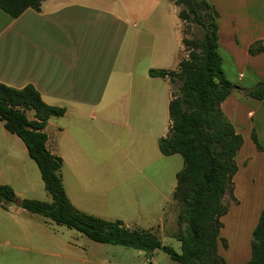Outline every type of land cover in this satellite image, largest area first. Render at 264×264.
<instances>
[{
    "label": "crops",
    "instance_id": "1",
    "mask_svg": "<svg viewBox=\"0 0 264 264\" xmlns=\"http://www.w3.org/2000/svg\"><path fill=\"white\" fill-rule=\"evenodd\" d=\"M220 1L225 13L224 38L217 17V50L223 72L231 83L253 87L264 81V50L249 54L247 47L254 41L264 47V0ZM121 8L123 11H115L91 0H42L38 10L27 8L14 18L0 9V83L14 88L31 84L44 103L64 109L62 116L48 118L43 129L46 148L60 157L61 168L64 163H78L83 156L89 158L97 152L101 122L125 128L122 139L126 143L143 142L154 135L151 123L159 109L167 107L168 79L149 76L147 71L176 68L182 58L180 34L175 40L176 55L174 45L167 46L165 40L152 33L159 40L150 45L147 54L151 57L144 68L135 71L123 52L142 30L136 26L135 14H128L123 5ZM164 15L158 12L156 17L160 20ZM142 32L151 34L148 30ZM123 95L126 101L116 104L115 100ZM220 109L242 137L234 156V200L225 193L223 202L243 205L244 222L251 234L264 207V98L247 97L241 90H233L220 103ZM168 124L169 120L158 128L156 139L166 134ZM251 130L260 148L252 141ZM105 135L109 139L110 134ZM9 142L13 144L14 140ZM217 252L225 264L237 263L238 258H233L236 256H222L218 245Z\"/></svg>",
    "mask_w": 264,
    "mask_h": 264
},
{
    "label": "trees",
    "instance_id": "2",
    "mask_svg": "<svg viewBox=\"0 0 264 264\" xmlns=\"http://www.w3.org/2000/svg\"><path fill=\"white\" fill-rule=\"evenodd\" d=\"M41 1L0 0V9L14 18L27 8L38 10ZM174 4L180 6L177 18L196 25L199 37L180 39L186 55L175 69L149 68L147 74L166 77L170 84L169 124L166 134L157 139V149L164 156L178 154L182 159L170 195L178 209L172 232V238L179 243L178 252L150 230L128 228L119 219L88 214L68 201L59 173L61 159L46 148L43 130L47 119L62 116L64 109L44 103L31 84L14 88L0 83V121L7 132L23 143L50 198L48 202L20 199V208L97 243L124 246L145 255L160 250L178 264H225L217 252L218 243L226 245L219 237L220 217L227 211L223 195L228 193L233 199L232 176L237 169L234 156L242 137L222 113L220 103L233 90L262 99L264 81L242 88L227 79L217 50V13L211 4L206 0H174ZM262 50L264 47L258 41L247 47L249 54ZM26 111L32 112L31 118ZM250 136L260 148L253 130ZM14 199L12 189L0 184V206ZM243 264H264V207L251 230L249 257Z\"/></svg>",
    "mask_w": 264,
    "mask_h": 264
},
{
    "label": "rangeland",
    "instance_id": "3",
    "mask_svg": "<svg viewBox=\"0 0 264 264\" xmlns=\"http://www.w3.org/2000/svg\"><path fill=\"white\" fill-rule=\"evenodd\" d=\"M91 3L115 11H123V5L128 14H135L136 26L151 33L141 31L134 37L133 44L124 49V57L135 71L142 70L151 57L147 54L149 47L159 40L154 35L165 40L167 46L172 48L174 45L175 54L178 55L175 40L179 34L186 39L197 38L200 34L196 25L176 18L175 12L180 6L175 5L174 0H91ZM208 3L217 13L220 36L224 38L222 25L225 13L222 2L210 0ZM158 12L165 14L160 20L156 17ZM181 54L182 57L186 55L182 44ZM122 101H126V95L115 100L119 105ZM115 102L111 106L114 107ZM26 115L31 118L32 112L26 111ZM167 116L165 106L153 118L151 131L154 137L160 133L158 128L161 129L167 122ZM126 132L125 128H114L101 122V133L97 134L95 144L98 146L97 152L89 158L83 156L81 162L64 163L60 167L65 195L80 211L103 219H119L128 228L150 230L163 244L178 252L179 243L172 238L178 209L170 200V195L175 184L174 174L182 167V159L178 154H160L157 139L153 136L147 141L126 143L122 139ZM49 133H54L51 127ZM105 133L110 134L109 139ZM10 139L14 140L13 144L9 142ZM61 144L60 139V152ZM4 149L15 153L4 154ZM70 171L73 173L70 174ZM0 184L8 185L15 199L50 200L36 165L27 156L22 142L2 127ZM15 199L0 206V264H178L160 250L145 255L128 247L91 241L73 229L16 206ZM225 203L228 204V200ZM244 210L243 205L230 203L222 216L221 236L227 245L223 249L218 243V251L222 256L226 253L236 256L233 257L238 258L236 264H242L249 254L250 232L248 234L249 229L244 222ZM23 237L27 240H23Z\"/></svg>",
    "mask_w": 264,
    "mask_h": 264
},
{
    "label": "water",
    "instance_id": "4",
    "mask_svg": "<svg viewBox=\"0 0 264 264\" xmlns=\"http://www.w3.org/2000/svg\"><path fill=\"white\" fill-rule=\"evenodd\" d=\"M19 203H20V200H19V199H15L14 204H15L16 206H19Z\"/></svg>",
    "mask_w": 264,
    "mask_h": 264
}]
</instances>
